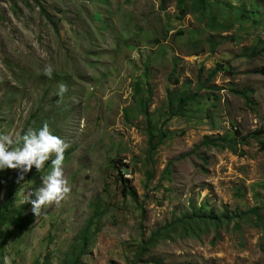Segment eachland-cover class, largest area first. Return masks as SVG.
<instances>
[{
    "label": "rangeland",
    "instance_id": "374dc122",
    "mask_svg": "<svg viewBox=\"0 0 264 264\" xmlns=\"http://www.w3.org/2000/svg\"><path fill=\"white\" fill-rule=\"evenodd\" d=\"M45 122L71 192L36 216L51 159L0 170V264H68L88 226L80 264H264V0H0V134Z\"/></svg>",
    "mask_w": 264,
    "mask_h": 264
},
{
    "label": "clouds",
    "instance_id": "9594fccd",
    "mask_svg": "<svg viewBox=\"0 0 264 264\" xmlns=\"http://www.w3.org/2000/svg\"><path fill=\"white\" fill-rule=\"evenodd\" d=\"M53 72L51 65L45 66L43 70V74L50 79ZM67 91L68 86L61 83L57 94L62 98ZM68 147L69 144L54 134L46 122L40 129L29 128L22 135L0 134V170L18 169L19 178L23 179V174L31 171L33 167L38 172L42 171L46 162L51 159V171L42 176V185L34 190L36 198L30 200L36 216L47 206L59 204L71 192L63 168ZM5 264H8L7 259Z\"/></svg>",
    "mask_w": 264,
    "mask_h": 264
},
{
    "label": "trees",
    "instance_id": "16d2710c",
    "mask_svg": "<svg viewBox=\"0 0 264 264\" xmlns=\"http://www.w3.org/2000/svg\"><path fill=\"white\" fill-rule=\"evenodd\" d=\"M221 69H222V65L218 64V66L214 70H212V75L213 76L216 75V73L218 71H220ZM241 95L246 96L245 93H243ZM168 98H169V104L171 106H173L174 101H173V95L171 94V92L168 94ZM189 99L190 98H188V97H180L178 104H177V110L172 112V115H176V114L180 113L182 111V109L190 103L191 100H189ZM259 134H260V132H255V133L249 135L248 137H246L245 140L248 141L250 138H258ZM221 140H223L227 143H230V147L233 149L234 152H236V154H238L237 153L238 151L235 150L234 145H233V143L236 141V138H232L229 135L223 136L220 138L209 139L206 141V143L208 145H212V144L213 145H220ZM160 143L161 142L155 143L153 135L152 134L150 135V139H149L150 149L157 148V146ZM121 179H122L121 181L123 183V192L127 195H129V194L134 195V191L131 190V186L128 184V179H126L124 177V175L121 176ZM9 206H10V204L6 203L0 207V230H2L3 226L5 225V223L8 220ZM251 213L256 215L257 222L262 223L263 219L261 216V209L260 208H257V207L253 208L251 210ZM232 218H229V219H232ZM209 219L211 221H213L212 217H209ZM92 239H93V234L91 233V227L88 226L85 229V231L81 237L80 246H78L77 249L74 251L73 255H71V258H70L68 264H80L82 257L84 256V252L87 249L86 246L92 241ZM263 249H264V245H263Z\"/></svg>",
    "mask_w": 264,
    "mask_h": 264
}]
</instances>
